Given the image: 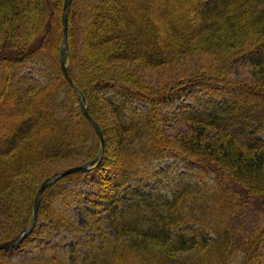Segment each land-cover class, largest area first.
Wrapping results in <instances>:
<instances>
[{
	"label": "trees",
	"instance_id": "1",
	"mask_svg": "<svg viewBox=\"0 0 264 264\" xmlns=\"http://www.w3.org/2000/svg\"><path fill=\"white\" fill-rule=\"evenodd\" d=\"M64 1L0 0V35L23 38L3 39L8 47L0 51V220L19 221L11 233L4 226L1 242L29 225L40 184L61 172L32 184L33 167L59 158L86 162L101 147L61 69ZM68 44V70L103 130L104 156L93 169L67 174L43 191L35 228L19 247L0 249V264H264V229L239 239L231 224L252 200L264 198V140L253 134L243 143L230 129L214 132L228 105L240 106L235 111L254 105L264 122V0H72ZM195 47L228 63L254 52V78L233 82L221 66L151 89L109 65L159 67ZM28 68L41 81H31ZM103 84L120 92L105 95ZM212 85L231 87L232 97L211 108L196 101L182 111L190 133L170 136L163 102L185 86ZM170 157L195 166L179 170L166 164ZM94 172L97 183L90 180ZM97 184L123 193L112 208L106 205L107 215L100 201L90 199V210L79 198L82 186L89 196L104 194L88 188ZM76 198L82 224L71 213ZM54 233L78 240L66 250L34 244ZM27 246L15 262L9 251Z\"/></svg>",
	"mask_w": 264,
	"mask_h": 264
},
{
	"label": "rangeland",
	"instance_id": "2",
	"mask_svg": "<svg viewBox=\"0 0 264 264\" xmlns=\"http://www.w3.org/2000/svg\"><path fill=\"white\" fill-rule=\"evenodd\" d=\"M95 40V34L92 35V39ZM9 40L21 41L23 38H7L2 37L0 35V51L7 48V44L3 41ZM97 39V38H96ZM188 54L180 56L176 61L161 65L159 67L149 68L145 67L138 62H127V61H116L110 63V66H114V70L117 72H122L125 76H130L137 79V82H140L146 87L149 88H164L172 83H179L184 81L185 78L191 77L197 73H202L205 71H217L221 66L223 67L222 71H225L228 79L233 82H247L254 78V67L251 64V58L254 52L246 53L239 56L234 62L224 61V58H219L218 54L213 53L211 51H204L193 48ZM226 62V63H225ZM228 63V64H227ZM226 65V66H225ZM31 77V81H41V75L36 71H31V68L24 70ZM219 88V90H217ZM102 92L106 95L107 93H119L120 91L114 89L111 86H100ZM203 88V87H190L185 86L182 90H176L174 93L167 98L165 102L161 105L164 116H165V131L170 134V136H179L181 134L190 133V126L186 123L182 118V111L189 108L190 105H194V103L198 100H202L207 103V105L211 108V106H216V104L222 102L225 99L232 97L233 92L231 87L212 85V89ZM100 90V91H101ZM229 102V100L227 101ZM134 104L139 106H144L141 101L134 100ZM223 104V103H221ZM220 104V105H221ZM219 105V106H220ZM138 106V107H139ZM254 105L249 106L247 110L235 111L234 108H239L240 106L232 107L230 105L227 108H224V112L221 114V118L215 128V131H224L226 129H230L234 132V134L238 137V139L245 143L252 139V135H257L258 137L263 138L264 140V122L260 124L261 114ZM140 108V107H139ZM107 115V111H104ZM103 118V117H102ZM104 120V121H103ZM102 122L107 127V121L109 118L103 119ZM109 126V124H108ZM112 131H114L112 129ZM111 133V132H110ZM114 137H112L113 140ZM110 140V141H112ZM113 145V144H112ZM105 151V150H104ZM84 163V162H81ZM78 163L77 160L72 158H63V159H54L51 161H46L41 164L36 165L31 169L30 179L32 184H40L41 178L45 177L47 174L56 171H63L68 167L81 164ZM168 165H172L175 168H179V170L190 169L195 166L193 162H185L176 157H170L167 161ZM106 176L110 175V170H106ZM90 180L95 181L96 183L99 181V174L94 172L91 174ZM148 184V188H152V182H146ZM145 183V184H146ZM41 185V184H40ZM114 186V184H112ZM91 191L97 195V190L99 188H103L104 194L98 193L97 197L89 196L87 193L88 190L85 186H82V195L79 197L82 200V207H86L90 210L93 209V205L88 202L91 200H98L103 205L99 208V210L104 211V215H107L108 210L106 211V205L112 202L109 206L112 208L116 205L119 200L120 195L117 193V190L110 191L107 188V184H100L97 188H94L93 185L88 186ZM105 195V197H104ZM79 198H76L73 205L71 206V213L79 224L84 223V212L80 207V204L77 202ZM96 216H100L97 214ZM5 224L0 220V243L1 240L5 239V227L7 229L17 230V226H19V221L15 220H5ZM232 229L234 234L240 239L252 233H255L261 229H264V198H255L249 203L244 210L239 212L232 219ZM104 227L107 226V223H103ZM8 229V230H9ZM9 230V232H13ZM4 233V234H3ZM9 236V235H8ZM36 237L32 236L31 239H35ZM78 239L74 237H68L66 234H58L54 233L52 237L50 235L39 236L38 240L34 242L35 245L44 246V245H56L59 244L62 250L68 249L70 246L74 244ZM43 243H42V242ZM19 247V246H18ZM31 249V246H27L25 248H18L16 250L11 249L9 253L15 257V262L19 260L21 255L27 254L28 250ZM83 248L81 246L78 247L77 252H81ZM263 260H264V244H263ZM22 252V254H20Z\"/></svg>",
	"mask_w": 264,
	"mask_h": 264
},
{
	"label": "water",
	"instance_id": "3",
	"mask_svg": "<svg viewBox=\"0 0 264 264\" xmlns=\"http://www.w3.org/2000/svg\"><path fill=\"white\" fill-rule=\"evenodd\" d=\"M72 0H65L64 5H63V12H62V22H63V37H62V42H61V47H60V62H61V69L62 72L67 79V81L70 83V85L74 88V90L77 92L78 95V100L80 107L86 116V118L91 122L93 127L95 128L97 134L99 135L101 139V148L99 153L96 155L95 158L78 164L74 165L71 167L66 168L65 170L51 175L48 178H46L41 185L39 186L36 196H35V201H34V208H33V216L32 219L29 223V225L15 238L7 241V242H2L0 243V249H6V248H11L16 245H19L35 228L38 218H39V209H40V203H41V194L42 192L46 189V187L52 185L55 183L57 180L62 178L63 176L67 174H71L73 172L77 171H87L93 168V164L95 162H99L103 158L104 154V149H105V138L103 134V130L98 123V121L91 115L87 103H86V97L84 95V92L76 85L72 77L70 76V73L68 71V64L66 62V52L68 50L69 44H68V12H69V6L71 4Z\"/></svg>",
	"mask_w": 264,
	"mask_h": 264
},
{
	"label": "bare ground",
	"instance_id": "4",
	"mask_svg": "<svg viewBox=\"0 0 264 264\" xmlns=\"http://www.w3.org/2000/svg\"><path fill=\"white\" fill-rule=\"evenodd\" d=\"M103 156H104V154H103ZM102 159H103V158H102ZM96 163H97V162H95V163L93 164V166H95V165H96ZM47 178H48V177H47Z\"/></svg>",
	"mask_w": 264,
	"mask_h": 264
}]
</instances>
